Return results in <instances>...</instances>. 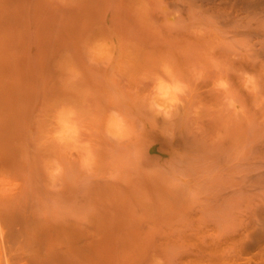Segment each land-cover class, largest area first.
Masks as SVG:
<instances>
[{
    "label": "bare ground",
    "instance_id": "6f19581e",
    "mask_svg": "<svg viewBox=\"0 0 264 264\" xmlns=\"http://www.w3.org/2000/svg\"><path fill=\"white\" fill-rule=\"evenodd\" d=\"M111 1L104 0L106 6ZM153 2L168 28L193 30L199 67L191 68L196 71L192 80H181L175 69L164 70L172 82L158 78L156 110L148 104L150 111L144 108L140 116V123L149 124L137 140L140 158L122 170L125 179L105 177L106 197L122 195V215L111 210L116 219L105 216L114 225L97 233L105 246L113 247L112 255L104 253L118 264L152 259L158 264L159 258L165 264H264V0ZM50 5L49 0H0V35L12 32L13 17L31 16L34 29L26 25L20 34L33 31L34 47L40 48ZM2 45L0 51L6 50ZM34 65L28 88H40L49 76L39 56ZM173 79L183 83L173 86ZM53 84L54 78L49 79V90ZM178 84L187 88L177 96ZM37 97L0 98V184L6 180L0 185V264H82L71 256L79 251L69 250L71 240L81 239L75 223L39 216L42 198L28 206L7 203L9 198L33 199L31 187L40 193L38 171L24 155ZM112 104L119 109L123 100ZM128 105L120 109L129 110ZM61 121L60 129L70 132L68 120ZM105 217L100 224H106Z\"/></svg>",
    "mask_w": 264,
    "mask_h": 264
},
{
    "label": "rangeland",
    "instance_id": "374dc122",
    "mask_svg": "<svg viewBox=\"0 0 264 264\" xmlns=\"http://www.w3.org/2000/svg\"><path fill=\"white\" fill-rule=\"evenodd\" d=\"M49 1L51 14L45 19L47 29L41 30L45 34L40 48L34 47L33 31L20 34L26 25L34 29L31 16L13 17L9 21L12 32L0 35V43L6 48L0 51V98L27 101L37 94L40 98L30 120L33 129L30 146L24 153L26 163L33 164L38 171L35 184L40 193L37 195V190L31 187L29 193L33 199L26 197L27 201L21 202L9 198L7 203L28 206L42 198L39 216L73 222L77 234L81 233V239L71 240L73 244L69 248L78 250L79 256L75 253L71 256L82 264H118L117 258L108 260L113 247L105 246L98 234L101 236V230L107 233V226L112 225L109 222L116 216L112 218L111 210H118L117 216L122 215L119 211L122 195L106 197L103 181L107 176L125 179L122 170L126 166L132 168L133 160L140 158L137 140L143 139L139 134L149 127L140 123V116L148 104L155 109L158 78L164 76V70L169 73L175 69L173 72L183 77L181 80L191 79V74L196 72L191 68L199 67V49H196L199 45L192 29L168 28L153 0H112L107 6L104 0ZM38 56L43 69L48 66L49 76L44 77L40 88H28L26 80L32 78L34 59ZM51 78L55 80V87L50 85L53 90L47 86ZM168 79L171 77L165 82ZM174 79L173 86L178 81L180 84V80ZM183 89L177 91V96ZM117 99L123 100L124 107L120 105L118 109L117 104H112ZM125 101L131 106L129 110L120 109L125 108ZM161 105L163 108L165 103ZM114 110L121 112L117 114ZM169 112L167 116L172 117V110ZM60 117L62 121L68 120L70 132L60 129ZM20 125L18 116L16 126ZM108 202L113 203V208H109L112 205ZM105 216L111 218L108 224ZM104 217L106 224L102 225L99 220ZM161 260L157 261L165 264Z\"/></svg>",
    "mask_w": 264,
    "mask_h": 264
}]
</instances>
